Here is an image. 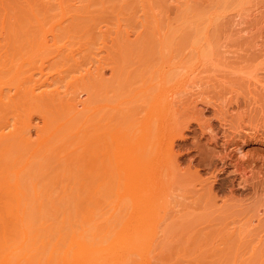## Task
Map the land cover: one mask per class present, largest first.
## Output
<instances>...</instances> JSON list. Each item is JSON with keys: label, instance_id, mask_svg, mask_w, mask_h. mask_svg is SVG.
Masks as SVG:
<instances>
[{"label": "bare ground", "instance_id": "bare-ground-1", "mask_svg": "<svg viewBox=\"0 0 264 264\" xmlns=\"http://www.w3.org/2000/svg\"><path fill=\"white\" fill-rule=\"evenodd\" d=\"M31 2L35 5L28 2L27 9H30L31 13L32 29L27 32L29 35L25 43L19 45L15 52H9L8 49H3L0 39V235L1 229L6 231L7 224L10 223L11 226L2 246L0 238V264H149L151 252L157 249L158 226L164 229L169 226L170 221L190 216L200 207L205 210L208 205L213 207L217 204L216 208L218 204H224L226 198H222L223 202L216 201L213 189L215 173L211 174L212 170L211 173L208 170L210 175L206 172L200 173L198 164L196 166L192 160L193 157L183 166L179 158L181 146L177 142L190 134L187 130L194 123L189 117L195 118V126L199 127L203 137L210 142L215 134L212 133L214 128L211 117L205 114L206 107L212 105L215 107L213 110L221 109L223 113L221 107L224 105V111H228V104L233 102L229 101L225 94H220L225 93L226 88L223 90L219 85L220 92H217L218 84L214 81L217 77L212 74L207 79L197 76L201 69L207 70L199 69L206 62H212L209 66L218 63L215 61L220 58L213 49L220 52L226 50L221 51L218 43L217 48H209L214 54H210L209 50L205 51L207 55L202 53L204 49H208L206 45L211 40L207 30L203 35L196 34L192 41L186 42L189 44H185V48L189 47L187 51H183V56L163 55V47L167 46L170 37L176 36L179 25L187 22L182 32L193 29L199 33L212 26L210 23L214 19L223 17L215 24L222 27L221 33L214 36L215 41L216 38L222 37L238 38L243 34L240 32H245L249 27L251 34L247 40L248 48L250 47L248 51L252 55L255 54L256 58L260 57L259 65L262 66L264 0ZM229 2L234 4L232 10H228L229 14L227 11L220 13L219 10ZM220 5L223 6L219 7ZM40 7L45 11L42 15ZM200 7L210 11L209 15L206 10H201L196 15V21L189 20L187 15L197 12ZM244 8H249L250 12L241 18V10ZM201 12H205L208 17L203 19L204 16L199 15ZM255 12L260 15L257 24L250 22L251 15L255 16ZM123 20H130L127 22L128 26ZM178 20L179 24L174 25ZM48 22H51L50 25ZM242 22L252 24L241 26ZM75 32L86 35L83 48L79 50L75 49V44L59 43L63 36ZM237 38L235 41H239ZM98 40L100 46L106 47H103L106 49L105 53L104 49L97 50L95 45ZM98 43L97 47L101 48ZM110 47L114 49L108 51ZM156 48L160 53L154 56ZM174 49L180 51L178 46ZM83 50L87 52L84 53ZM177 50L175 51L178 52ZM194 50L197 54L194 53L193 56L197 55L198 60L196 57L193 60L200 63L196 66L188 64V57ZM228 50L224 52L228 53L229 57L232 50ZM220 52L217 51V54ZM224 52L223 55H218L225 56ZM237 52L233 51V54ZM239 55L245 57L244 54ZM15 56H20L22 60L12 62ZM174 57L178 59L174 60ZM53 60L64 65L57 71V76L51 73L52 79L48 75L43 79L36 78L35 72L46 74L45 68L50 66ZM237 60L243 61L229 60L228 62L234 63L226 66H233ZM214 66L212 68L216 69ZM197 68L199 72H196ZM260 69L264 70V66ZM224 71L227 73L228 70ZM255 71L249 73H255L253 77L246 76L251 79H247L248 81L253 80L250 86L256 87H249L252 96L248 95L246 98L247 102L250 100L254 104L260 98L256 91L260 94L264 88V72L259 71L258 67ZM207 74L205 76L209 77ZM1 75H6L7 78L1 79ZM67 77L69 78L66 79ZM229 87L227 92L231 91L230 98L237 95V88L234 90L233 86ZM232 91L235 94H232ZM210 92L213 94L209 95ZM214 94L224 98L218 99L221 102L217 100L218 97L214 98L217 102L212 101ZM225 99L229 101L227 107L226 103L222 102H226ZM35 106L38 107L42 125H37L31 112ZM55 106L63 110L60 113L62 115L48 113L49 109ZM60 118H63L60 122H54ZM75 122L81 123L75 128ZM64 130H71L66 138L79 131L84 133L82 213L69 223L70 226L65 231L55 233L56 237L51 240H45L37 237L40 235L37 234L39 230L34 228L29 215L30 199L24 188L29 182L26 183L21 176L27 167L33 165L37 148L32 146L36 143L45 146L51 139L59 138ZM206 140L201 136L196 139L194 136L192 140V145H195L192 148L196 147L197 155L204 162L212 154L207 152ZM17 146H20V149ZM185 147L182 150H186ZM235 147L239 158L236 161L239 164L247 153L244 143H237ZM24 149L30 150L27 156L20 160L19 151ZM5 155L12 156L15 160L3 167L1 157ZM5 171L7 173L2 175ZM211 175H214V178ZM164 182L168 183L166 188ZM30 183L36 184L33 181ZM161 185L164 187L160 189ZM115 196L118 198L115 199ZM1 209L6 211L1 212ZM231 211L234 213V209ZM195 216L199 217L197 213ZM255 216V221L253 217L250 223L247 221L248 225L255 222L249 230L261 223L262 216ZM168 219L171 220L167 221ZM246 228L248 230V227ZM234 230L235 228L230 233H234Z\"/></svg>", "mask_w": 264, "mask_h": 264}, {"label": "rangeland", "instance_id": "rangeland-1", "mask_svg": "<svg viewBox=\"0 0 264 264\" xmlns=\"http://www.w3.org/2000/svg\"><path fill=\"white\" fill-rule=\"evenodd\" d=\"M31 1L32 0H1L0 39L3 49H8L9 52L10 51L15 52L19 45H23L25 43L26 37L29 35L27 34V32L30 29H32V24L30 22L31 13L29 11L30 9H27V4L28 2L30 3L35 2V4L37 3L36 1L33 2ZM168 1L173 2V0H168ZM228 4L231 6H229ZM221 6L223 5H220L219 7ZM233 6L234 4L229 2L227 3V5L226 4L224 5L222 10H219L220 8L218 7L219 8L218 10L220 13H225L227 11V14H229L228 10H232L231 7ZM41 8L42 7H40V9ZM201 10H206L208 15L210 13V11H208L206 8L200 7L197 10V12L194 11L189 13L187 15V18L189 20L196 21L195 19L197 18L196 15ZM43 12L45 11L42 10L41 15ZM249 12H250L249 8L242 9L240 15L241 18L244 17L245 15H248L247 13ZM202 13H204V15H202ZM199 15L204 16L203 19H206L208 17V15L205 16V12H201ZM199 15L198 17H200ZM254 15L255 16L251 15L252 20L250 22L257 24V22L260 20L259 19L260 15L258 12H255ZM222 18L223 17H219L216 20L214 19L213 22L210 23L213 24L212 26L206 27L199 33L195 32V30L193 29L187 30L186 32H182V28L184 27V25L187 24V22H185V24L179 25L176 36L170 37L169 43L166 44L167 46L163 47V55L174 54L177 55V57L183 56L184 55L183 51L184 50L187 51L188 50L187 48L189 47L188 46L187 48H185L186 42L192 41V38L196 34L203 35V32L205 30H207V32L210 34L209 37H211V40L210 43L206 45L208 46V49L206 50L204 49L202 53L205 54L206 53L205 51L209 50L210 46L216 47L218 43H219L218 48L221 51L224 49L232 50L231 52H229L232 53L231 55L229 54L230 57L229 59L226 50H224L226 52L224 51L220 52L217 49H213L215 50L214 53L217 55V57L220 58L219 60L215 61L218 62L216 63L217 65L213 63L215 66L214 65L209 66V64L212 62H206L205 64L207 66L204 64L200 66L199 69L204 68L207 70L201 71L203 70L201 69L200 70L201 73H200L198 68L196 69V72H199L198 74L200 75L199 76L196 73L198 77L201 78L204 77L205 79H207L210 78L211 74L214 77H217L218 79L214 80L217 81L216 83L218 84L216 88H218L219 85L222 86L223 90H225L224 88H226L225 93L224 92L221 93L220 88H218L217 92H220L221 95L225 94L226 96H228L227 98H229L228 99L229 101L233 100V102H230V104L227 103L229 102L226 101L227 99H225L226 102L222 100L223 103H226L225 104L226 107L229 105L228 109L230 110L227 109L229 112L226 110L224 111L223 108L224 105L223 107H221L223 113H221L220 111L221 109L213 110L215 107L213 108L212 105H208L206 107L205 114L207 113V116L209 115L211 117L210 119L213 125L212 128H214L212 130V133L215 134V136H213L210 139V142H208L209 140H206L205 136L203 137L201 130L198 129L199 127L195 126V124L197 125L196 120H194L195 118L189 117V119H191V122L194 124L191 126V128H188L187 131L190 134L191 133L193 134L191 135L189 134V136L186 137L185 139H180V140L178 139L177 142L178 144H180L179 146H181L180 151L182 152H180L179 158L180 161H182V165L184 166L186 162L192 159L193 157L192 160L193 162H195L194 163L195 165L198 164V166L197 165L196 166L197 169L200 171V173L203 172L209 173L208 170H210L211 173L212 170L213 172L211 174L215 173V178L217 179L216 180L213 177L214 175H211L212 178H214L213 189L216 194V199H217L216 201L219 203L222 201V198H226V200L224 204H221L222 206L218 204V207L216 208L215 205L217 204H214L213 207L212 205H208L207 208L205 207V210L204 208L201 209V207H200L201 210L200 209L195 210V212L197 213V215H199V217L195 216L196 213L194 214L192 213L190 214V216L187 215L185 218L179 217V218H175L173 221H170L171 219L170 220L168 219L167 221H170V224L168 227H165L164 229L158 226L159 229H157L156 232L157 249L151 252L150 255L151 258L149 264H264V96H262V93H264L263 91L264 88H262L263 90L260 89L262 90V93L260 94L259 91H256L258 92L257 96L260 95V98L257 97L259 99L255 104L250 100H248L247 102L246 99L249 97L248 95H250L251 92L250 88L253 87L250 86L252 85L253 80L250 82L248 81L250 78L249 79L247 78L249 73L255 71L257 67L259 71L264 72L263 69L262 70L260 69L261 67L263 68L264 65L260 66L259 65L260 57L256 58V56H254L255 54L252 55L248 51L250 47L248 48L249 42L247 40L250 39V34H251V32L248 31L249 27H247L245 32L244 31L240 32L243 34L239 35L238 38L235 37L239 41H235V38L232 36L230 37H232L233 39H229V37H222L221 39L216 38L217 41H215L214 36L220 34L222 31V27H217L215 24L216 22L221 21ZM203 19H198V20H203ZM123 21L125 22L126 20ZM129 21L127 20L128 23ZM127 22H125V25L128 24ZM179 22L180 20L174 22V25L179 24ZM48 23L50 25L51 22ZM252 23L248 24L246 22H242L240 25L249 26ZM73 34L71 35L67 34L63 36L62 39H60L59 43L67 42V44L69 45L75 44L74 45L75 49L83 48L85 45L84 41L87 38L86 35H81V32H75ZM244 36L246 37L244 38ZM99 40H98L99 43L98 42L97 43L100 46ZM97 43L95 45L97 50L101 49V51H103L102 49H104L103 53H105L106 47L101 45L100 46L101 48H99L97 47ZM187 44H189V42ZM176 46L179 47L180 51L174 49ZM113 49H114L113 47H110L108 51H112ZM156 50L157 48L155 49V51ZM171 50H173L174 52H172ZM175 50H177L179 53L176 52ZM216 50L221 53V54L218 53L219 55H223L222 54L223 52L224 54L226 53L227 55L225 54V56H219ZM158 51L160 50L158 49ZM158 51H156V54H154V56L155 55L157 56L160 53V52L158 53ZM167 51H169V53ZM211 51L209 50L210 54L213 52ZM233 51L234 52L238 51L239 53L237 52L236 55L235 53L233 54ZM82 52L86 53L87 50H83ZM150 52H153V50H150ZM79 53L82 54L81 52ZM79 53L78 55H80ZM194 53L195 50L194 52L192 51L190 53L192 55L188 57V64H193V65L195 64L196 66V64L198 65L200 63L199 62L195 63L196 61L193 60L194 57H196V60H198L197 55L193 56ZM240 53L244 54L245 57L243 55L244 58H242V55L241 56L239 55ZM210 54L208 53V55ZM233 55L235 56L233 57ZM177 57H174V60L178 59ZM226 58L229 60L239 59V61L242 60L243 61L238 62L237 60V62H235L234 64L235 66L234 65L230 66V67H236L235 69H233L226 66V64L228 65L231 62V61L228 62L229 60H227ZM21 60L22 58H20V56H15L12 62H20ZM233 63H230L229 65ZM14 65L16 66L17 64ZM63 66L64 65L62 64V62H56L55 60H53V63L50 66H47L48 68L47 67L45 68L46 74L42 75L39 73V71H37L35 72L36 73L35 77L36 78L41 77V79H43L48 75L52 79L51 73L54 74V76L55 75L57 76L56 74L57 71L63 68ZM213 66L216 69L212 68ZM222 68L224 70L227 69L228 70L227 73H224L226 72L224 70H222L223 71L222 72L221 71ZM249 68L252 69L253 71L250 70ZM263 72L261 73L263 74ZM203 73L204 76H202ZM206 73H208L207 75L209 77L205 76ZM223 74H225V76ZM254 74L255 73H253L252 75L254 76ZM226 75L227 76L230 75V77L229 76L227 77ZM6 78H7L6 75H1V79H6ZM68 78L69 77H67L66 79ZM237 78L240 80L238 81ZM225 79L227 82L225 81ZM228 79H230L229 80L231 81L230 83L228 82ZM60 83L62 84L64 82H60ZM248 84L249 86H247ZM228 85L231 87L233 86L232 88L234 90L237 88L235 91L237 95H235L234 97H232L233 96L232 95L230 98L229 95H231L230 94L231 91L227 92L228 89L227 87H229ZM209 88L211 89V86ZM253 88L255 89L256 87L254 86ZM214 90L215 88L213 89V92ZM217 92L215 91V94H217ZM235 92H233L232 94H235ZM211 94L213 93L210 92L209 95ZM215 94L214 97H212L213 98L212 101L215 100L214 99L216 97ZM209 97L208 99L210 100L211 98ZM223 98L224 97L219 96L217 100ZM217 100H215V102H217ZM218 101L221 102V100ZM246 102L248 104H246ZM231 104L232 106L234 105V107L230 106ZM31 112L35 117V121L37 125H42V119L40 117L38 107L37 106L33 107ZM62 112L63 110H60L58 107L55 106V107H51L48 113L51 115L54 114L62 115L60 114ZM225 112L227 113L225 114ZM229 114L233 117H231ZM227 115L230 118H228ZM223 117L226 118L224 119ZM62 119L63 118L56 119L54 120V122L55 123L60 122ZM80 123L81 122H75L74 123L75 128ZM70 131L71 130L62 131L61 136L59 138L51 139V141H49L45 146H42L40 143L34 144L32 147L37 148V154L34 157L33 165L27 167V169L23 172L21 176L22 180H24L26 183L29 182L24 188L27 190L30 199L29 215L32 219L34 228L36 230H39L37 234L40 235H37V237H40L45 240H51L54 237H56L55 233L65 231L67 228H69L70 226L69 223L74 218L79 217L82 213V209H81V199L83 195L82 178L84 176L82 150L84 148L83 144L85 142V138H84V133L82 131L76 132L73 135L66 138L65 136ZM199 135L201 136V138H203L204 141L206 140L208 142V144L206 145L208 149L207 152L212 153L209 156V159L205 160L206 162L201 160V158L197 155L196 147H194L195 149L192 148L193 146H195L192 145L193 144L192 140L194 136L196 139V137H200ZM190 136H193V138ZM237 143L238 144L244 143V147L247 153V155L240 160L239 164H237L236 161L239 160V158H237L238 154L236 153V149H235ZM17 147H19L20 149V146ZM183 147H185L186 150H182ZM189 147L191 148L189 149ZM29 150L30 149H24L22 151H19L18 156L20 160H23V158L27 156ZM42 157L44 158L41 161H38V159ZM13 160L15 159H13L12 156L5 155L1 157V166L5 167L7 163H10V161ZM243 167H245V169ZM6 173L7 171L3 172L2 175ZM202 175L205 176L208 174H202ZM31 181L35 182L36 184H31L30 183ZM165 182L163 184L165 185L166 188L168 183ZM164 185H161L159 188L161 189L162 187H164ZM230 195L232 196L230 197ZM229 197L231 198V200ZM117 198L118 197H116L115 199ZM227 203H229L228 205L230 207L226 205ZM230 204L233 206H231ZM219 206L220 209H218ZM213 208H215V210H213ZM233 209H234V213H231L233 212L231 211ZM202 210L204 211L201 212ZM5 211L6 210L1 209V212H5ZM205 211H207V213ZM221 211L223 212V214H221L222 213ZM208 213H210L211 215ZM227 213L228 215H226ZM205 214L208 215L206 216ZM255 214L257 215L259 214L260 216H262L261 219L263 221L261 220V223L258 224L259 226L257 225L258 227L255 228L251 227L250 229L252 230H249V227L253 226V224L255 223L253 222L252 224L248 225L251 222L250 220L254 219L255 221L256 219ZM247 221H249V223ZM226 223L228 224V226H226L227 225ZM245 224L247 226H245ZM231 226L233 227L231 228ZM246 227H248V230H246L247 229ZM233 228H235V230L233 231L234 233H230ZM10 231H11L10 223L9 225L7 224L6 231H3L1 229V235H0L1 246L2 243L4 242V239L6 238L7 234ZM251 239L253 240L251 241Z\"/></svg>", "mask_w": 264, "mask_h": 264}]
</instances>
